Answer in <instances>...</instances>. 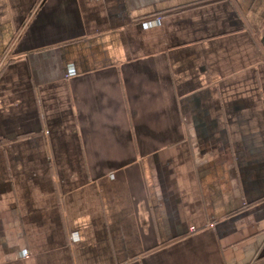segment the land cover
I'll use <instances>...</instances> for the list:
<instances>
[{"label":"crops","instance_id":"obj_1","mask_svg":"<svg viewBox=\"0 0 264 264\" xmlns=\"http://www.w3.org/2000/svg\"><path fill=\"white\" fill-rule=\"evenodd\" d=\"M0 264H264V0H0Z\"/></svg>","mask_w":264,"mask_h":264}]
</instances>
